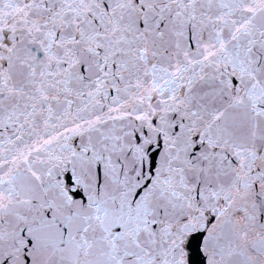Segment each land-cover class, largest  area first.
<instances>
[{
  "label": "snow or ice",
  "instance_id": "obj_1",
  "mask_svg": "<svg viewBox=\"0 0 264 264\" xmlns=\"http://www.w3.org/2000/svg\"><path fill=\"white\" fill-rule=\"evenodd\" d=\"M0 264H264V0H0Z\"/></svg>",
  "mask_w": 264,
  "mask_h": 264
}]
</instances>
